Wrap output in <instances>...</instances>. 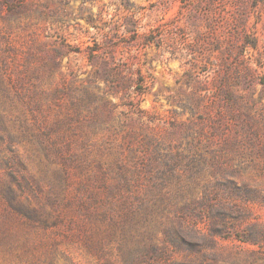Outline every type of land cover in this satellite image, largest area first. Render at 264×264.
I'll use <instances>...</instances> for the list:
<instances>
[{"label": "rangeland", "instance_id": "374dc122", "mask_svg": "<svg viewBox=\"0 0 264 264\" xmlns=\"http://www.w3.org/2000/svg\"><path fill=\"white\" fill-rule=\"evenodd\" d=\"M262 73L264 0H0V264H124L87 244L111 226L96 215L142 199L135 240L157 252L137 264H264L233 238L190 250L207 221L179 210L223 157L261 190L245 220L264 229Z\"/></svg>", "mask_w": 264, "mask_h": 264}, {"label": "trees", "instance_id": "16d2710c", "mask_svg": "<svg viewBox=\"0 0 264 264\" xmlns=\"http://www.w3.org/2000/svg\"><path fill=\"white\" fill-rule=\"evenodd\" d=\"M145 42L153 41V37L150 33L143 36ZM258 82L264 85V73L258 77ZM231 96L233 94H230ZM235 104L232 105L234 107ZM230 119L234 118L237 114L236 112L229 113ZM223 157L216 158L214 162V169L212 172L214 174H220L223 179H217L211 183H206L202 185L203 196L201 199L194 201L192 203H186L179 207L181 211H187L188 216L194 214V209L196 206H201L204 211L203 217L195 215V219L198 221H207L206 232L200 233L196 239L187 242V246L190 250H195L197 252H203L205 248H212L219 244L221 240L227 238H233L238 241L245 249L255 251L258 253V249H264V229H260L254 223H248L246 218V213H248V203L262 197L261 190L256 186H250L245 183L237 184L236 182L228 179V175L235 174L238 172L236 169H226V167L221 166ZM177 161L173 163H168L164 160L163 167H158L153 173L155 178H162L167 176L168 171L174 173V169L177 166ZM185 165L188 172L187 175L192 178V182L196 185H200V167L196 165V159L190 155L185 161ZM124 169L118 167L113 174L117 179H119L118 185H126ZM111 172L110 170H108ZM172 173V175H173ZM169 177V175H168ZM210 194L215 196V201H208L207 198ZM141 201L135 207H127V211L120 215H114L109 211H104L96 215L95 218L98 221H105L111 218V226L103 232L101 239L97 241H89L87 244L88 252L99 254L100 256L109 251L108 245L110 242L115 243L118 252H120L122 261L124 264H137V260L143 256L150 254H155L157 248L153 245L145 246L140 245L135 240V232L141 224L146 222L148 219V209L147 202ZM237 205V206H236ZM243 205V206H241ZM114 212V210H112ZM32 218V217H30ZM47 221L44 220V223ZM52 224L55 225V220L52 219ZM229 233V234H227ZM135 240V241H134ZM183 243L185 240L181 239ZM175 246H178L176 243ZM257 246V248L251 247ZM255 257L249 260V264H253ZM71 262V261H70ZM106 264H113V262L105 261ZM42 264H54V259L51 258L47 262Z\"/></svg>", "mask_w": 264, "mask_h": 264}]
</instances>
